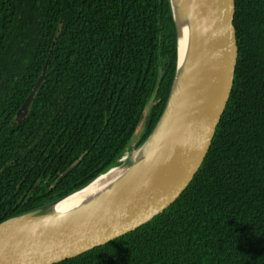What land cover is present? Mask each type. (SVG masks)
Wrapping results in <instances>:
<instances>
[{
  "label": "trees",
  "instance_id": "trees-1",
  "mask_svg": "<svg viewBox=\"0 0 264 264\" xmlns=\"http://www.w3.org/2000/svg\"><path fill=\"white\" fill-rule=\"evenodd\" d=\"M232 26V87L188 185L148 222L54 264H264V0H234ZM175 63L167 0H0V222L138 147Z\"/></svg>",
  "mask_w": 264,
  "mask_h": 264
},
{
  "label": "water",
  "instance_id": "water-1",
  "mask_svg": "<svg viewBox=\"0 0 264 264\" xmlns=\"http://www.w3.org/2000/svg\"><path fill=\"white\" fill-rule=\"evenodd\" d=\"M167 2L176 37L175 72L161 115L145 140L130 151L146 145L154 135L157 145L150 147L139 161L126 163L129 169L124 176L86 204L63 212L51 211L55 203L102 173L57 200L1 221L0 264H54L103 245L164 210L196 173L233 83L237 55L232 26L234 0H179L184 9L177 10L186 16L188 28L189 64L180 61L179 25L171 1ZM177 17L180 18V14ZM48 59L49 56L16 111L17 123L28 111ZM162 121L165 123L157 132ZM84 154L69 165L56 182Z\"/></svg>",
  "mask_w": 264,
  "mask_h": 264
},
{
  "label": "bare ground",
  "instance_id": "bare-ground-1",
  "mask_svg": "<svg viewBox=\"0 0 264 264\" xmlns=\"http://www.w3.org/2000/svg\"><path fill=\"white\" fill-rule=\"evenodd\" d=\"M170 1L177 23L179 25V36H178L179 58L182 63L189 64V60H187L188 59V50H187L188 28L186 23V16L184 15V13H179L177 10L180 9V12H182L183 11L182 8L184 9V7L179 2V0H170ZM178 14H180V18L177 17ZM164 123L165 122L163 121L160 123L157 132L160 131ZM155 137L156 135L151 137L148 143L146 145H143L139 149L125 153L121 157L120 162H124L126 159H128V161L130 162L139 161L140 159H142L143 156L150 151V147L157 145ZM125 164L126 163H123L121 165L118 163V165L102 173L101 175L96 177L93 181H91L89 184H87L85 187L81 188L80 190L69 195L68 197L55 203L52 206L51 211L63 212L90 202L92 198L101 195L111 185L115 184L124 176L126 171L129 169V167Z\"/></svg>",
  "mask_w": 264,
  "mask_h": 264
},
{
  "label": "rangeland",
  "instance_id": "rangeland-1",
  "mask_svg": "<svg viewBox=\"0 0 264 264\" xmlns=\"http://www.w3.org/2000/svg\"><path fill=\"white\" fill-rule=\"evenodd\" d=\"M138 135H139V132L137 131L136 134H135V136H134V138L136 139V138L138 137ZM129 151H130V150H129ZM129 151H126L125 153H128ZM125 153H124V154H125ZM124 154H123V155H124ZM121 157H122V156H121ZM120 161H121V158L118 160V162H117L116 164L119 163V164L122 165L123 163H128V162H129L128 159H126L124 162H120Z\"/></svg>",
  "mask_w": 264,
  "mask_h": 264
}]
</instances>
